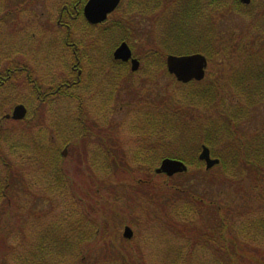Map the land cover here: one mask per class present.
<instances>
[{"label":"rangeland","instance_id":"374dc122","mask_svg":"<svg viewBox=\"0 0 264 264\" xmlns=\"http://www.w3.org/2000/svg\"><path fill=\"white\" fill-rule=\"evenodd\" d=\"M142 1L145 4L135 0L128 11L129 0H123L117 18L110 17L107 25L97 30L85 27L83 20L69 24L74 32L72 41L83 43V52L88 53V58L82 59L81 83L75 85L78 72L63 62L74 64L63 40L67 31L57 25L63 0H8V5L23 8V13L9 18V28L0 23V71L18 57V51L23 53L24 62L33 67L34 79L43 94L49 93V99L46 96L39 101L26 79L0 90V98L6 95L0 100V264L207 262L216 258L208 247L213 239L200 247L206 239L200 240L198 233L213 223L216 214L234 216L245 225V243L249 245L244 247L245 264H264V256L256 251H264L263 235L249 236L257 232L255 221L264 217V170L246 168L244 163L240 171L233 166L226 169L220 160L232 156L240 139L264 136V99L257 97L248 107L246 94L232 81L239 69L247 72L263 61L264 0L242 12L199 0V17L192 20L198 29L209 22L223 45L216 47L205 80L188 84L169 74L164 62L151 69L146 58L160 47L164 28L168 21L177 20L180 4L195 0ZM3 2L0 18L5 12ZM114 20L123 24L127 43L141 61L135 76L129 67L127 78L119 77V81L117 67L109 64L115 41L104 43L97 38ZM89 63H100L104 73L90 78ZM111 70L115 72L112 79ZM64 82L68 88L59 96L56 89ZM89 84L94 86L89 90L91 97L84 90ZM210 88L216 98L208 103L212 95L206 100L200 93L207 94ZM70 94L81 95L84 106L69 99ZM222 101L227 103V111L235 108L234 112H239L235 138L234 134L229 137L224 126ZM19 104L28 108L27 118L6 120L5 115L11 116ZM177 115L179 123L183 120L198 126L196 141L185 149L180 130L177 138L178 131L162 129L166 116ZM208 124L216 128L213 136L209 134L210 140L216 139L213 147L202 133L201 127L208 131ZM158 139L163 143H154ZM203 146L220 160L215 168L207 170L202 162L170 178L156 173L162 161L172 155L187 161L199 159ZM7 175L12 188L3 198L1 185ZM178 188L181 194H176ZM179 205L192 209L193 221L184 222L178 216ZM166 211L174 216L169 217ZM126 227L134 233L131 240L123 237Z\"/></svg>","mask_w":264,"mask_h":264},{"label":"trees","instance_id":"16d2710c","mask_svg":"<svg viewBox=\"0 0 264 264\" xmlns=\"http://www.w3.org/2000/svg\"><path fill=\"white\" fill-rule=\"evenodd\" d=\"M137 3L140 5L145 4L144 1L142 0L141 1L138 0ZM65 6L66 5L63 0V7L60 11V14L63 15V18L59 19L60 22L58 21L59 23L57 25L63 30L66 29L65 31H67L66 37L63 40H64L65 46L70 48V52H71L70 54L72 58L71 61L72 63L74 62V64L69 65V63H67L65 59H64L65 61L63 62H64L65 67H68V69H72L73 71V67L77 65L78 63L79 64L77 65V67L82 69L81 65L83 64V60L88 58L87 57L88 53H85L83 51L80 52V50H75L76 49L75 47H78L79 49H81V47L83 48V43L72 41V39L74 38L73 37L74 32L72 31V27L69 24L70 23L72 24V22L74 21H72L70 18H66L68 12H67V7ZM82 6L83 5L81 4H76L72 2L71 5H69V10L72 14H79V12H81L80 10H82ZM210 6H213L219 9H225L227 8V3H226V0H211ZM194 9L195 8L192 5H184L182 7V12L180 10V13H177L178 14L177 20H174L171 22L168 21V23L166 24V27L164 28L165 35L161 39H159L160 47L158 49L155 48L151 50L148 53V56L146 58V63L151 69H155L156 64H162L163 62L166 63V55L169 53L175 54V55H188V54L201 53L207 56V58L210 61L213 58V54L215 52L216 47H218L219 45L221 46L223 45L221 44V41L219 40V37H218L219 35H217L216 32H214L209 22H207L208 25H205L204 27H202V29H198L197 27L198 23L193 21L196 19L195 13L193 11ZM103 25L105 26L107 25V23ZM123 28H124L123 24H120V21L114 20L105 30L100 32L97 38L100 40L102 39L104 43L105 42L111 43L112 41H115V49H116V47L119 46L122 42H128L129 40L127 37L128 35H126L127 32H125ZM160 48H162L163 51ZM164 48H167V50H164ZM168 51H171V52H168ZM262 51H264V47ZM101 53H104V51H102ZM107 53H109V49ZM92 54L96 55L94 52H92ZM262 54H264V52H262ZM76 56L79 58H76ZM109 56H110L109 64L113 66L115 65L118 69V72H116L117 80L119 81L118 78L123 77V76L127 78L128 75L126 73L129 69V66L122 62L115 61L113 59V53H109ZM248 60L250 62L251 58L248 57ZM262 60H263L262 63L260 62L261 65L259 66L256 65L254 67L251 66L249 71L247 72L239 69L237 71V75L235 76V79L233 80L234 87H236V89L240 88L241 92L244 91V93L246 94L245 101L247 102L248 107L253 106L256 103L255 99L257 97H261V99H264V58H262ZM255 63L260 64V63H257V60L255 61ZM99 64L100 63L98 64L89 63L87 67L89 69L87 70H90L91 73H92V70L96 68L95 70H93L95 71L93 72V75H91V73L88 74L89 77L90 76L97 77L104 73L103 69L100 68ZM100 71H102L100 75H97V73ZM124 71L126 72L122 74V72ZM112 72L113 70H111V76H109L110 79L114 78L112 75ZM131 73L134 76L137 74L133 72ZM113 74L115 76V72H113ZM78 79H80L79 75H77V80ZM58 86L59 87H57L56 93L59 94V96H61L63 95L62 94L63 91H65L64 88L66 87L68 88V84L64 82L63 84H59ZM92 86L93 84H89L85 86V89H84L85 92L88 91L87 94L89 95V97H91L92 95L91 93L89 94L90 92L89 90L91 89ZM31 87L35 90V93L38 94L39 101H42V99L46 96L48 97L49 93L46 92L43 94L40 83L34 84ZM212 90L213 89L210 88L207 94L204 92H201L200 95H203V97L206 100H208L207 95L211 96L212 94H214ZM69 98L77 100L81 104V106H84L85 99L83 100L81 95L70 94ZM214 98H216V95H212V97L209 98L208 103L209 102L211 103L210 99H212L213 101ZM47 99H49V97ZM224 99H226V96H224L223 100ZM191 102L194 103L195 100ZM221 103L224 106V109H223L224 111H222L223 116L225 118L224 126L225 127L227 126V132H229V137H233V134H234L233 138H235L236 134H235L234 127L238 123L239 118L237 117H239L238 116L239 112L238 111L234 112L235 108H233V111H227V107H228L227 103L223 101ZM81 116L82 115H80V118H83ZM178 118H179L178 115L177 117L176 116H171V117L166 116L164 126L162 129L164 130V132L178 131L176 133L177 138L179 137V130H180L181 140L184 145L183 148L185 149L188 146H193V142L196 141L195 138L198 137L197 136L198 126L196 125V123H191V122H187L183 120L181 123H179L180 119ZM154 124L156 125L155 122ZM206 127L208 128V131L204 129L203 127H201L202 133L205 134V142L209 146L213 147V145L216 142V139L210 140L209 134L213 136V133H215L214 129L216 128L212 124H208L206 125ZM217 135H215V137H218ZM186 137L188 138L190 137V139L185 141ZM157 142L159 145L163 143V141L160 139L156 140L154 143H157ZM232 149H234V151H232L231 157L229 158L227 157V160H225L224 158L223 159L220 158L221 164L224 166V168L227 169L228 168L227 166H233L235 170L240 171L242 163H244V166L246 168L250 167L259 172L264 170V136L260 135V137H257L255 140L254 139L252 140H241L240 139V141L237 144H235L234 148ZM177 156L172 155L171 157H167V158L184 161L188 166H195V165L197 166V165L202 164V162L197 157H194V160L187 161L183 157L179 155ZM54 171H55V174H57V168H55ZM179 191H180L179 188L176 189V194H181ZM181 192L183 193V191ZM178 199L182 200L181 197H178ZM199 204L201 205V209L204 210L205 209L204 204L202 202H199ZM170 208L171 207L169 206L168 209ZM176 210H177L176 212L178 213V216L179 217L181 216L184 222L185 220H192V221L194 220V218L190 216V212L192 211V209L187 207L186 205H179L178 207H176ZM219 210L220 209L218 208L217 211L219 212ZM176 212H175V215H176ZM167 214L169 217L174 216V214L170 212H167ZM254 230H257V232L254 233L253 235L250 234L249 236L259 238L261 235H263L264 237V217L263 219H258L257 221H255ZM246 237H248V231L245 225L240 224L239 220L236 217L227 215V218H226V217H222L216 214V216L214 217L213 223L210 224L208 228H205L204 231H200L198 233V238H200V240L206 239V241H201L199 243L200 247H205V244H208V242L213 239V241L210 242L211 243L210 246L208 247L211 249V252L213 253V255H215L216 258H213L207 262L198 261L196 264H245L247 261H245L246 259L243 256V253L245 251L244 247L249 246L245 243ZM226 238H227V242H226ZM194 246H197V244H195ZM68 249H71V246H69ZM256 251L259 256L261 255L264 256V251L261 248H256ZM180 255L181 253L179 254V256ZM178 263L179 262L175 261L174 264H178ZM254 264H261V263H254Z\"/></svg>","mask_w":264,"mask_h":264},{"label":"water","instance_id":"95a60500","mask_svg":"<svg viewBox=\"0 0 264 264\" xmlns=\"http://www.w3.org/2000/svg\"><path fill=\"white\" fill-rule=\"evenodd\" d=\"M243 1L247 4L250 3V0ZM120 3L121 0H89L84 10L85 17L92 25L102 24L107 21L109 15L115 12ZM113 57L116 61L131 63L132 72H137L140 69V61L133 57V52L126 42H123L115 50ZM208 65V59L203 54L169 55L166 59L169 74L173 75L178 82L183 84L193 81H203L206 77ZM27 114V108L24 105H19L15 107L12 116L8 115L7 118L21 121L27 117ZM66 152L65 150L64 156H66ZM199 159L205 162L207 170H211L220 164L219 159L211 157V151L207 146L202 147ZM187 171L188 166L183 161L172 158L164 159L160 167L156 169L158 175L164 174L169 178L177 174L186 173ZM123 236L125 239L131 240L134 237V233L130 227H126Z\"/></svg>","mask_w":264,"mask_h":264},{"label":"flooded vegetation","instance_id":"af4514ba","mask_svg":"<svg viewBox=\"0 0 264 264\" xmlns=\"http://www.w3.org/2000/svg\"><path fill=\"white\" fill-rule=\"evenodd\" d=\"M1 1H3V0H0V3H1ZM4 1L5 2H3V4H4L3 7L5 9V12L4 13L2 12V17L0 18V23L2 24V27L6 29V27L9 28V24H10L9 18L13 17V16H18L19 14H20L19 16H21V14L23 13V8H19V7H16V6H10V5H8L9 3H7L8 0H4ZM31 1H33V0H31ZM168 1H172V0H168ZM205 1L207 2V5H211V0H205ZM255 1H257V0H250V3L247 4L243 0H227V10H237V11L242 12V11L250 8L255 3ZM72 2H74L76 4L83 5L82 6V10H80L81 12H79V14H72L70 12L69 5H71ZM88 2H89V0H64V3L66 5L65 7H67V12H68L66 18H70L72 21H78V20L82 19L84 21V23H85V27L88 26V28H90L91 30H97L98 27H102L103 24H101V25H92V24H90L87 21V19L85 17V14H84V10H85V7H86ZM134 4H135V0H129L128 6H127L128 11H130L131 8L134 7ZM123 5H124L123 4V0H121V4L119 5V7L109 17H113L114 19L117 18L118 13L120 11L122 12V6ZM185 5H192L195 8L193 10L194 13H195V18L199 17V10H198L199 9L198 8L199 0H195L192 4L188 3V4H185ZM183 6H184V4L183 5L180 4V8H178L176 11H178V10L180 11L181 10V12H182V7ZM158 7H159L158 5L155 6V7L152 6L150 12H153ZM128 11H126V12L128 13ZM244 14H246L248 16L246 11H245ZM60 18H63V15L60 14ZM12 27H15V26H12ZM75 48H76L75 50H80V52H82L83 49H84L82 47H81V49H79L78 47H75ZM18 54H19L18 57L14 58V59H11L10 63L8 65H6L5 68L2 71H0V90L3 89V88H7V86L10 85V84L19 83V81H21L23 83V80H25V79H26L27 83L29 85H32V86L39 82L38 80L36 81V79H34L35 78L34 77L35 74L33 72V70H34L33 67H30L29 64L24 62L23 53L18 51ZM49 55H51V54H49ZM49 55H48V57H49ZM76 58H79V57L76 56ZM125 64L128 65L130 67V69H131V63H125ZM77 65H75L73 67V72L77 71L78 72L77 74L80 76L81 73L83 72L82 71L83 69L78 68ZM234 75L236 76L237 72ZM80 83H81V78L78 79V84H80ZM75 85H77V83ZM5 98H6V95L4 93V94L1 95L0 100L4 101ZM15 107L13 108L12 113H13ZM7 116H8V114L5 115V117H4L6 120H8ZM65 147H66L65 150H67L68 145H66ZM66 155H67V152H66ZM62 156H64L63 153H62ZM1 184H2V182H1ZM1 186H2V188H4V190L2 191V197L4 198V197L7 196L6 192L10 188H12V184H11V182L9 180V176L8 175L6 176L5 182Z\"/></svg>","mask_w":264,"mask_h":264}]
</instances>
